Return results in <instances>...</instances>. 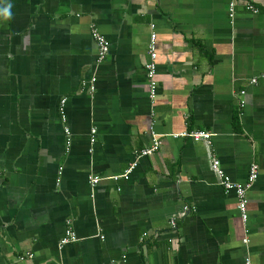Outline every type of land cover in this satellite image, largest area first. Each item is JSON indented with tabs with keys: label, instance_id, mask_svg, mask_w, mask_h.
<instances>
[{
	"label": "crops",
	"instance_id": "0c3cea01",
	"mask_svg": "<svg viewBox=\"0 0 264 264\" xmlns=\"http://www.w3.org/2000/svg\"><path fill=\"white\" fill-rule=\"evenodd\" d=\"M245 1L0 0V264H264V0ZM214 159L237 182L259 166L246 225Z\"/></svg>",
	"mask_w": 264,
	"mask_h": 264
},
{
	"label": "built area",
	"instance_id": "2783aa9c",
	"mask_svg": "<svg viewBox=\"0 0 264 264\" xmlns=\"http://www.w3.org/2000/svg\"><path fill=\"white\" fill-rule=\"evenodd\" d=\"M245 7L250 12H253V13L259 12V8L255 4L254 0H246L245 1ZM229 10L231 11V16L234 15V11H235V2L234 1H232V3H230V9ZM93 35H94V38L97 42L98 61H102L107 57V55L109 53V43L106 40V38L100 32H98V30H95ZM156 38H157V34L152 33L151 43L149 46L150 60L148 61L147 65H146V71H147L149 87H150V99L152 102H155V100L157 98V92H158V82L156 80V72H157V64H156L157 52H156V45H155ZM256 81H257L256 79H253V82H256ZM94 89H95V87H92V90H94ZM241 93L245 94L246 90L241 91ZM65 103H66V99H63L61 101V111L63 113H64V108H65ZM241 105L242 106L245 105V102L243 100L241 102ZM63 119L66 120L65 115H63ZM96 132H97L96 129L92 130V134H93V137L91 138L92 142L96 141V138L94 135ZM65 133L67 135V150H69L71 147V144H72L71 129L69 126H67L65 128ZM187 135L191 136L197 142L198 141H205L207 143L211 142V133L206 131V130H202V129L193 130V131L187 133ZM159 145H160V141L157 138L153 139L151 146L143 149L138 156H147V155L154 153L159 148ZM137 166H138V158L130 164L129 168L127 169V171L123 175L124 178L129 179L131 176V173L137 168ZM212 168L220 176L221 185L224 187V189L226 191H234L236 193L237 201H238L237 207H238L240 216H241L244 224L246 225V223L249 219V213H248L249 196H248V192H249V189L252 186V184L258 179V177L260 175L259 166L256 163L251 164L250 170H249V173H248V176H247V179L245 182L234 181L229 175H227L225 170L219 164V161L216 159H214L212 162ZM115 178H118V177H115ZM89 181L91 182L92 185H96L97 183H99L100 178L98 176H91V177H89ZM185 208L188 209L187 206ZM171 224L175 229L178 228L177 227L178 225H177V222L175 219H171ZM78 240H79V236L77 235L74 228L69 225L66 232H65V235L62 237V239L59 242V246L64 247L65 245L76 242ZM245 264H252V262L250 259H247Z\"/></svg>",
	"mask_w": 264,
	"mask_h": 264
},
{
	"label": "clouds",
	"instance_id": "9594fccd",
	"mask_svg": "<svg viewBox=\"0 0 264 264\" xmlns=\"http://www.w3.org/2000/svg\"><path fill=\"white\" fill-rule=\"evenodd\" d=\"M10 8H11V5H9L7 8L3 9V12L5 15H8L10 16L11 15V12H10Z\"/></svg>",
	"mask_w": 264,
	"mask_h": 264
}]
</instances>
